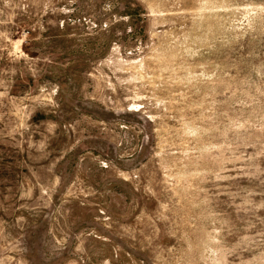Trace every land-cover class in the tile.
Returning <instances> with one entry per match:
<instances>
[{
  "label": "rangeland",
  "instance_id": "rangeland-1",
  "mask_svg": "<svg viewBox=\"0 0 264 264\" xmlns=\"http://www.w3.org/2000/svg\"><path fill=\"white\" fill-rule=\"evenodd\" d=\"M0 264H264V0H0Z\"/></svg>",
  "mask_w": 264,
  "mask_h": 264
}]
</instances>
